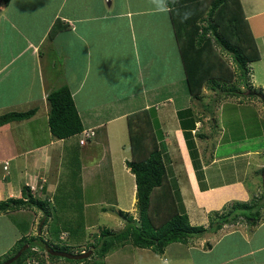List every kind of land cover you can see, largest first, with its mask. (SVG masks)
Here are the masks:
<instances>
[{"label": "crops", "instance_id": "crops-1", "mask_svg": "<svg viewBox=\"0 0 264 264\" xmlns=\"http://www.w3.org/2000/svg\"><path fill=\"white\" fill-rule=\"evenodd\" d=\"M57 20L64 23L65 28L50 36ZM251 25L253 27L252 22ZM4 27L16 34V49L6 54L0 41V114L31 108L38 110L29 119L0 126V200L21 196L26 185L37 196H46L52 192L54 196L51 195L50 199L54 202L55 192L62 180L67 151L88 147L79 150L83 160L81 200L84 208L98 205L99 199L94 196L89 201L85 199L90 190L101 193L106 185L105 179L100 178H106L104 170L111 171V187L116 186L117 157H114L112 150L117 147L111 148V137L116 135L117 139H124V131L129 132L128 116L144 109L152 111L161 148L166 153V159L168 157L170 160L167 164L169 176L173 186L179 190L180 200L193 224L208 226L209 212L222 209L228 202L249 201L259 195L262 180L258 170L264 166L261 157L254 158L253 184L248 179L251 171L248 168L251 165L249 159L243 170L239 171L235 167L228 172L214 168V165L218 160L237 155L218 158L215 153L208 155L211 151L204 152L198 148L204 164L207 188H201L194 164L190 161L186 173L189 187L182 182L184 174L181 171H184V167H175L174 164L177 150L173 149L175 142L182 148L185 145L183 154L186 159L190 160L191 156L179 111L193 104L198 106L195 117L193 114L187 115L190 118L188 121L191 117L195 118L196 126L192 133L197 144L201 140L198 138L201 129L205 127L208 133L211 129L205 123L210 121L203 110L206 101L195 102L189 92L168 6L166 11L157 10L152 0H10L8 4L0 0V29ZM9 80H14L16 86L4 87ZM62 86L72 90L84 130L95 131L93 141L90 140L92 142L81 145V135L68 139H57L52 135L48 94ZM203 94L207 97L215 95L208 87L204 88ZM228 98L233 99H225ZM244 99L237 97V108H240L239 105L245 109L247 107V112L252 116L247 120L252 121L256 115L260 121L259 134L264 135V113L260 108L262 103L259 100ZM227 116L231 123L240 122L243 118L239 110ZM77 137L79 143H76ZM236 138L242 140L244 137L235 133L229 141H236ZM129 142V147L127 144L122 145L123 151L117 150V154L124 152L123 165L126 167L123 170L132 181L131 176L135 175L126 165L133 158ZM101 147V158L95 161L92 151L94 148L96 152L100 151ZM72 152L75 156L76 151ZM263 154L264 146L257 150L248 149L240 155ZM207 159L210 165L206 163ZM224 174H233V178H221ZM130 188L133 190V201L136 202V179ZM114 199L119 198L116 196ZM27 211L34 216L37 214L34 210ZM26 221L12 223L19 233L17 240L25 232L33 234L30 228L34 227V223L30 222V226L25 229ZM46 221H51V218ZM248 223L240 221L226 224L218 232L193 237L186 243H171L163 254L151 252L149 258L154 264H264V258H260V253H264V209L259 222ZM237 232L244 235L246 243L243 247H238L232 237ZM60 238H64L63 235ZM200 238V245L206 244L207 240V247L201 250L203 258L197 260L198 248L193 243ZM66 244L74 246V253L88 245ZM135 249L147 250L139 247ZM125 251L129 253L130 249L126 248ZM216 252L217 255L211 257ZM110 257L111 253L105 257V264H109ZM117 262L115 264H121ZM47 264L65 263L60 260L48 261Z\"/></svg>", "mask_w": 264, "mask_h": 264}, {"label": "trees", "instance_id": "trees-1", "mask_svg": "<svg viewBox=\"0 0 264 264\" xmlns=\"http://www.w3.org/2000/svg\"><path fill=\"white\" fill-rule=\"evenodd\" d=\"M1 1L5 4L10 2ZM166 4L172 16L189 92L194 100H201L204 97L205 87L220 95L217 101L223 97L236 95L246 98L247 90L249 93L255 91L257 95H264V90L255 88L252 83L251 65L262 59V52L242 0H166ZM63 28L64 23L57 20L50 31V36L56 35ZM258 98L263 103L259 96ZM48 102L49 125L55 138L68 139L82 133L84 126L70 87L62 86L50 91ZM37 110L31 108L1 114L0 126L29 119ZM192 114L194 113L191 108L179 111L200 186L206 189L203 163L195 135L192 133L196 121L193 117H191L193 120L188 121L190 118L187 117ZM128 129L133 158L127 161V165L136 178L139 219L129 212L119 210L120 215L126 220L125 227L119 232L105 228L99 233L97 244H90L78 252L93 249L91 256L81 260L57 256L49 252L50 249L73 253L74 246L64 244L66 248L63 249L61 243L42 235L48 223L46 220L51 216L53 201L50 198H40L31 187L25 185L21 196L0 200V213L36 209L42 211L44 217L38 234L27 237V232L23 233L18 243L21 245L29 243V246L10 264H25L27 261H36L30 262L31 264H47L48 261L57 262L61 258L66 260L65 264H90L91 261L92 264H105L104 259L109 253L127 243L163 254L171 243H186L193 237L218 232L226 224L246 220L257 223L261 220L264 193L252 197L249 201L228 202L222 209L209 212L208 226L193 224L179 198L178 189L174 188L169 176L166 153L161 148L152 111L144 109L130 114ZM262 170L263 168L259 170L260 174ZM44 253L49 260L44 258ZM94 254L96 258L92 259ZM11 258L0 264H5Z\"/></svg>", "mask_w": 264, "mask_h": 264}, {"label": "rangeland", "instance_id": "rangeland-1", "mask_svg": "<svg viewBox=\"0 0 264 264\" xmlns=\"http://www.w3.org/2000/svg\"><path fill=\"white\" fill-rule=\"evenodd\" d=\"M243 4L245 11L253 24V28L257 35L258 43L262 52V59L253 62L251 65L252 83L255 86V88L264 90V0H243ZM0 41H2L3 43V46L6 50V54H9L11 52V49L12 50L16 49V34L11 33L5 27L2 30L0 29ZM233 66L235 67L234 64ZM237 82L238 80L236 81V83ZM238 85H240V83ZM12 86H16L14 80H9L4 85V87H12ZM246 92L248 97H246L245 99L259 100L258 95L255 93V91L249 93L247 90ZM214 93L215 95L212 97L211 96L207 97L204 96L203 94L204 97L201 99V101L204 100L206 101L203 103L204 104L203 110L205 111L204 112L205 115L210 117L209 118L210 121L205 123H206V127L209 125L211 130L210 133H208L206 132L207 130L205 129V127L201 129L202 133L201 134L199 133L198 134L199 136L197 135L198 138L201 139L200 142H198L197 146L198 148H202L204 152L211 151L210 153H208V155L210 154L213 155L215 153L216 157L218 158L226 157L228 155L229 156L237 155L234 158L231 157L229 159L218 160L217 163L214 165V168H221V170L224 169L228 172L234 170L235 167L238 168L239 171L243 170L246 166V161L249 159L251 165H249L248 168L251 171L248 176L250 178L248 179H251L250 183L254 184V180H253L254 179L253 171L255 168L254 158L261 157L264 159V154L253 155V156L252 155L246 156L240 154H242L244 151L248 149L257 150L260 147L264 146V135L259 134V130H261L259 129L260 121L258 118H256V115L253 117L252 121L247 120L252 116L251 114L249 115V113L247 112V107L245 109L242 105H239L240 108H237L238 105V101L236 100L238 97L237 95L234 96L233 99L228 98L226 100L225 98L227 97H223L220 101H217L220 95L216 92ZM251 95H253V97H250ZM239 97L242 100L244 99L243 96H239ZM198 101L199 100H195V102ZM190 108L192 109V113H194L193 115L195 117L196 116L195 112L198 106L193 104ZM260 108L262 113H264L263 103L262 105L260 104ZM237 110H239V113L242 115L244 119L242 118L240 122L233 121L231 123L227 114L228 115L233 114V111L235 112ZM235 133H238L239 136L243 135L244 138L242 140L236 138V141L234 140L229 141L231 136H233ZM79 135L83 136L81 133ZM124 136H126L125 137L126 139L125 138L123 139V137H121V139L120 138L117 139L116 135L111 137V148L113 149L114 147H117L116 150H112L114 157H117L116 165H115V170H116L115 177H117L115 188L111 187L113 174L111 173L110 170H104L103 173H105L106 178H103V176H101L100 178L103 180L105 179L106 185L101 190V193L92 190H90L89 193L87 192V198L85 199L86 201L91 200L93 196L95 197V199H99L98 200L99 204L96 206H90V207L88 206L84 208L81 200L82 199L81 168H82L83 160H81L82 153L79 150L81 148H88V147H79V150L75 148V149H69L68 150L69 152L67 151L66 160L63 166L64 170H63V174L61 175L62 180L60 186L58 187V190L55 192V199L56 201L58 200V202L54 201L52 203L51 216L49 217L51 218V221L46 223V226L43 229L42 235L45 238H52L54 242L61 243L62 244L61 247L63 249L66 248L64 245L66 243H70L74 245L77 243H81L83 245L88 244L86 247H89L90 244H97V242L99 241L98 238L99 233H101V231L104 230L105 228L119 232L125 227L126 220L124 219L123 216L120 215L119 210L129 212L133 214L135 218L139 219L138 207L136 202L133 201V190L132 188H130V186L134 185L136 178L131 176L132 177V181H131L128 175L124 173L125 170L123 169H125L126 167L125 165H123L124 152H119V154H117V150L123 151L122 145L127 144L129 147V143H130L129 132L125 130ZM92 139L93 138H91L90 140ZM75 140L76 143H79V137H77ZM90 140H88L87 142L89 143L93 141ZM92 145L93 144H89V146ZM178 145H179L178 142H175V144L173 145L174 151L177 149L176 158L174 156V164L176 165L175 167L177 166L184 167L183 169L184 171H181L182 174H184V176L181 177V179H183L182 180L183 184L189 187L190 182L188 176L186 175V173H188L189 170L187 164L189 163V161L191 163H193V161L191 160V158L190 160L185 158L183 154L185 145L183 146V148L182 146L180 145L178 146ZM186 146L189 151L187 141H186ZM72 150L76 151L75 156L73 152L70 153ZM92 152L95 154L94 160L95 161L100 160L101 152H103V148L101 147L100 151L97 150V152L96 149L94 148ZM166 161L167 164L170 162L168 157ZM206 161H207L206 163L210 165V160L207 159ZM127 168H129V166ZM233 174H230L228 176L224 174L221 178L223 179L227 178L228 180H230L233 178ZM262 176H263V170H262V174L260 175L261 177L260 180L262 181L260 183L259 195L264 193V177ZM174 184L176 183L174 182ZM104 192L107 193L105 194ZM51 195H53V193L48 192L46 196L45 195H38V196L40 198H50L52 197ZM116 196L119 198L118 200L114 199L116 198ZM179 198H180V194H179ZM34 211L35 213H37L35 216L32 213L29 214L27 210L25 212L22 210H17V211L9 212L7 214L0 213V262H4L7 259L11 258L12 256H15L20 250H22L26 245L29 244V243L27 244L25 243L24 245H21L20 242L18 243L17 238L19 237L18 235L19 233L15 228V226L12 225L13 222L15 223L16 221V223H18L20 221L24 222L28 220L25 222L27 225V226L25 225V229L30 226V222H33L34 227L31 226L30 228V230L33 233L32 235L38 234V232L41 230V222L44 217V213L36 209ZM249 224H253V223H248V225ZM21 228L24 229V225H22ZM64 231H66V233H63ZM30 234H27L26 236L29 237L28 235ZM62 235L64 238H60ZM232 237L236 240L238 247H243L244 244L246 243V240L244 239V235L241 232H237V234L232 235ZM196 241L197 242H194L193 245H195L198 248L196 258L197 260H200L201 258H203V256H201L202 254L201 250L205 249L204 246L207 247V240H206V244H202V245H200L201 238ZM211 244L212 242H210L209 245ZM125 246H126L125 249L121 248L119 249L120 251H115L113 253L111 252V257H110L111 259L109 261V264L110 263L115 264V262H117L118 259L119 260L117 263H121V264H136V263L154 264L152 263V259L149 258L152 253H156L152 249L145 248L147 250L136 251L137 249H135L136 247L132 243H127ZM126 248L130 249L129 253H126L125 251ZM91 250L93 251V249ZM215 255H217V252L211 257H214ZM43 256L46 260H49V257L47 256L46 253H44ZM95 256L96 254H94L92 259H95L96 258ZM138 257H140L143 260H140ZM260 258H264V253H260ZM61 261L64 263L66 262V260L63 258H61ZM31 263L27 261L25 264H31ZM92 263L93 262L91 261L90 264ZM159 263L161 264V262Z\"/></svg>", "mask_w": 264, "mask_h": 264}, {"label": "water", "instance_id": "water-1", "mask_svg": "<svg viewBox=\"0 0 264 264\" xmlns=\"http://www.w3.org/2000/svg\"><path fill=\"white\" fill-rule=\"evenodd\" d=\"M256 93V92H255ZM257 94V93H256ZM258 96L262 99V101L264 102V95L263 94H258ZM263 177H264V168H263ZM140 216V214H139ZM138 216V217H139ZM29 245H26L22 250H20L15 256H13L10 260H8L5 264H10L12 262H14L16 259H18L23 251L28 247ZM52 254H55L57 256H61V257H66L69 259H75V260H81V259H85L88 258L91 254H92V250L89 251H84L81 253H72V252H67V251H62V250H54V249H50V251Z\"/></svg>", "mask_w": 264, "mask_h": 264}, {"label": "built area", "instance_id": "built-area-1", "mask_svg": "<svg viewBox=\"0 0 264 264\" xmlns=\"http://www.w3.org/2000/svg\"><path fill=\"white\" fill-rule=\"evenodd\" d=\"M83 136L80 139V144L81 145H85L87 144V141L90 140L91 138H93L95 136V131L94 130H83L81 133ZM5 168L7 169V166H5Z\"/></svg>", "mask_w": 264, "mask_h": 264}, {"label": "clouds", "instance_id": "clouds-1", "mask_svg": "<svg viewBox=\"0 0 264 264\" xmlns=\"http://www.w3.org/2000/svg\"><path fill=\"white\" fill-rule=\"evenodd\" d=\"M152 3L156 5L157 10H160V11L167 10L166 0H152ZM185 18H187V14L185 15Z\"/></svg>", "mask_w": 264, "mask_h": 264}, {"label": "flooded vegetation", "instance_id": "flooded-vegetation-1", "mask_svg": "<svg viewBox=\"0 0 264 264\" xmlns=\"http://www.w3.org/2000/svg\"><path fill=\"white\" fill-rule=\"evenodd\" d=\"M264 103V102H263Z\"/></svg>", "mask_w": 264, "mask_h": 264}]
</instances>
